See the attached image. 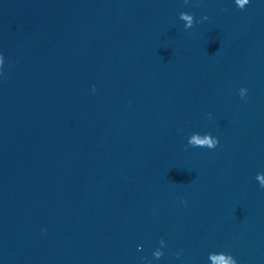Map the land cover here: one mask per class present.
<instances>
[{
	"label": "water",
	"instance_id": "water-1",
	"mask_svg": "<svg viewBox=\"0 0 264 264\" xmlns=\"http://www.w3.org/2000/svg\"><path fill=\"white\" fill-rule=\"evenodd\" d=\"M0 264H264V0H0Z\"/></svg>",
	"mask_w": 264,
	"mask_h": 264
}]
</instances>
